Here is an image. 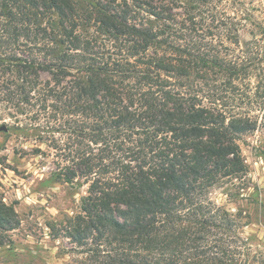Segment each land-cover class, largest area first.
Segmentation results:
<instances>
[{"label": "trees", "instance_id": "trees-1", "mask_svg": "<svg viewBox=\"0 0 264 264\" xmlns=\"http://www.w3.org/2000/svg\"><path fill=\"white\" fill-rule=\"evenodd\" d=\"M240 26L214 0H0V122L87 187L47 224L77 264H258L244 210L210 197H243L264 123V41ZM19 224L0 199V246Z\"/></svg>", "mask_w": 264, "mask_h": 264}, {"label": "rangeland", "instance_id": "rangeland-1", "mask_svg": "<svg viewBox=\"0 0 264 264\" xmlns=\"http://www.w3.org/2000/svg\"><path fill=\"white\" fill-rule=\"evenodd\" d=\"M219 10L236 17L240 47L246 42L264 41V0H214ZM12 126L7 119L0 126ZM31 135V134H30ZM34 137L14 130L0 131V199L16 210L20 224L3 235L6 244L0 246V264H77L78 256L71 241L51 236L47 224L78 205L87 190L77 185L54 181L53 157L34 154ZM248 173L243 197L231 202L223 189L210 197L229 211L244 210L246 226L244 240L249 260L264 264V123L240 142ZM45 149L44 146H42ZM72 214V213H71ZM2 235V236H3Z\"/></svg>", "mask_w": 264, "mask_h": 264}, {"label": "water", "instance_id": "water-1", "mask_svg": "<svg viewBox=\"0 0 264 264\" xmlns=\"http://www.w3.org/2000/svg\"><path fill=\"white\" fill-rule=\"evenodd\" d=\"M0 131L1 132H7L8 131V127L6 125H2V126H0Z\"/></svg>", "mask_w": 264, "mask_h": 264}]
</instances>
